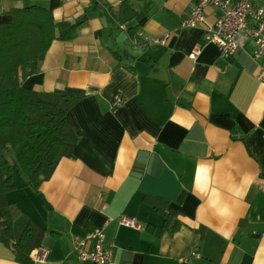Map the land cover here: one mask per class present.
<instances>
[{
    "label": "crops",
    "instance_id": "crops-1",
    "mask_svg": "<svg viewBox=\"0 0 264 264\" xmlns=\"http://www.w3.org/2000/svg\"><path fill=\"white\" fill-rule=\"evenodd\" d=\"M53 1L56 22L85 21L22 87L84 98L67 113L71 157L36 189L14 174L6 194L42 232L36 249L47 257L27 264H83L72 241L99 228L110 264H264V65L249 40L221 58L203 41L218 16L210 7L203 24L181 29L194 0L130 1L146 17L134 32L136 20L113 15L123 0H0V15ZM166 34L165 45L145 44ZM115 95L123 103L113 109ZM0 264L21 263L0 244Z\"/></svg>",
    "mask_w": 264,
    "mask_h": 264
},
{
    "label": "trees",
    "instance_id": "trees-1",
    "mask_svg": "<svg viewBox=\"0 0 264 264\" xmlns=\"http://www.w3.org/2000/svg\"><path fill=\"white\" fill-rule=\"evenodd\" d=\"M130 1L144 0H123L113 15L120 25L136 20L129 30L134 32L146 17L133 11ZM56 6L53 1L50 9L32 6L0 15V244L12 248L21 264L30 262V253L41 245L42 232L28 216L15 214L6 199L18 188L14 168L32 189L47 181L59 161L71 157L74 133L67 113L84 98V92L75 88L37 93L22 87L51 44L75 39L85 21L56 22L52 16ZM6 153L13 155L12 160ZM165 216L164 226L153 232L167 227L170 215Z\"/></svg>",
    "mask_w": 264,
    "mask_h": 264
},
{
    "label": "built area",
    "instance_id": "built-area-1",
    "mask_svg": "<svg viewBox=\"0 0 264 264\" xmlns=\"http://www.w3.org/2000/svg\"><path fill=\"white\" fill-rule=\"evenodd\" d=\"M210 7L218 12L213 26L205 30L203 41L216 46L220 57L228 61L241 49L244 40L248 39L253 46L252 57L261 60L264 65V0L259 6L253 0H194L191 11L180 25L181 29H194L205 21L204 10ZM169 35L160 37H145V44L165 45ZM199 54L195 50L189 55L192 60ZM257 79L264 83V70L261 66ZM123 103L120 95H115L111 101L113 109ZM121 223L126 227H136L130 219H123ZM73 251L83 264H110L112 252L104 246L103 229H95L83 238L72 241ZM194 257H198L193 254ZM47 251L36 249L30 253L31 260L44 261Z\"/></svg>",
    "mask_w": 264,
    "mask_h": 264
},
{
    "label": "rangeland",
    "instance_id": "rangeland-1",
    "mask_svg": "<svg viewBox=\"0 0 264 264\" xmlns=\"http://www.w3.org/2000/svg\"><path fill=\"white\" fill-rule=\"evenodd\" d=\"M6 154H7L8 158H11V160H12L13 155L11 153L10 154L6 153ZM14 174H15V177L18 180V182H20V178H19L18 172H17V170L15 168H14ZM20 176H22L21 179H24L23 175H20Z\"/></svg>",
    "mask_w": 264,
    "mask_h": 264
}]
</instances>
